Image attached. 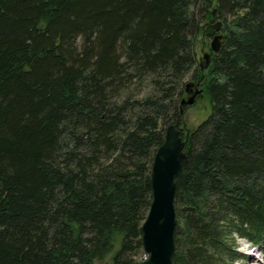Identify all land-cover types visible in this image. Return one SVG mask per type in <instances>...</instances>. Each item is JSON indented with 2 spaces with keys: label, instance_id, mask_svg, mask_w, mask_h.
Wrapping results in <instances>:
<instances>
[{
  "label": "trees",
  "instance_id": "1",
  "mask_svg": "<svg viewBox=\"0 0 264 264\" xmlns=\"http://www.w3.org/2000/svg\"><path fill=\"white\" fill-rule=\"evenodd\" d=\"M188 74L209 113L184 133ZM170 124L172 264L244 261L237 239L264 253V0H0V264H94L116 243L110 264H139Z\"/></svg>",
  "mask_w": 264,
  "mask_h": 264
},
{
  "label": "water",
  "instance_id": "2",
  "mask_svg": "<svg viewBox=\"0 0 264 264\" xmlns=\"http://www.w3.org/2000/svg\"><path fill=\"white\" fill-rule=\"evenodd\" d=\"M221 21L207 26L205 34L211 36L210 48L218 52L222 34ZM209 53H204L205 65L208 64ZM186 98L181 104L191 105L195 102L201 89L193 81L185 84ZM185 141L179 129L170 124L165 131L163 143L157 148L150 173L152 200L147 216L142 224V249L148 258L139 264H172L175 249L174 229L176 225L174 195L175 179L180 175L186 161Z\"/></svg>",
  "mask_w": 264,
  "mask_h": 264
},
{
  "label": "rangeland",
  "instance_id": "3",
  "mask_svg": "<svg viewBox=\"0 0 264 264\" xmlns=\"http://www.w3.org/2000/svg\"><path fill=\"white\" fill-rule=\"evenodd\" d=\"M219 19H216L214 22H208L207 25L204 27V30H206L207 26L213 25L217 21H221ZM222 33H223L222 29H220V34ZM211 40L212 37L207 36L206 34H200L199 36H197L195 40L197 63L201 64L205 62V58H204L205 52L209 53V57H208V63H209V59L211 57V53H210ZM192 79L193 78H191V74H188L185 77V82L193 81ZM141 93H139V95H141ZM184 98H186V95L184 96ZM208 113H209V103L204 95H200L199 97H197L196 101L193 104L188 105L183 111L184 126H181L182 128H184L183 132L186 133V131L189 132L194 130L198 126V124L207 117ZM237 243L239 245L238 249L242 253L246 254L247 258L244 261H238V262L236 261L234 264H264V253L261 252L262 251L261 246L255 247L256 248L255 249L246 240L243 239H237ZM117 248H118V243L115 244L113 250L108 255H106L104 259L96 260L94 264H110L111 256ZM148 256H149L148 253H146L142 249V251L138 255L139 261L142 262L146 260Z\"/></svg>",
  "mask_w": 264,
  "mask_h": 264
},
{
  "label": "bare ground",
  "instance_id": "4",
  "mask_svg": "<svg viewBox=\"0 0 264 264\" xmlns=\"http://www.w3.org/2000/svg\"><path fill=\"white\" fill-rule=\"evenodd\" d=\"M256 249V248H255Z\"/></svg>",
  "mask_w": 264,
  "mask_h": 264
}]
</instances>
